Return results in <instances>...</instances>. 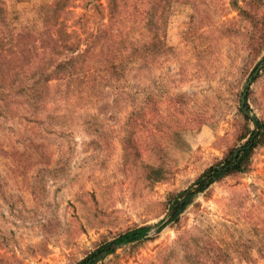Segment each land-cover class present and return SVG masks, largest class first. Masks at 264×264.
<instances>
[{
  "label": "rangeland",
  "instance_id": "1",
  "mask_svg": "<svg viewBox=\"0 0 264 264\" xmlns=\"http://www.w3.org/2000/svg\"><path fill=\"white\" fill-rule=\"evenodd\" d=\"M4 1L23 28L54 0ZM141 4L112 18L109 0H74L71 40L106 28L109 56L101 43L74 81L36 64L0 89V264H77L143 225L96 264H264V144L167 221L175 194L264 128V0H162L157 31L130 19Z\"/></svg>",
  "mask_w": 264,
  "mask_h": 264
},
{
  "label": "trees",
  "instance_id": "2",
  "mask_svg": "<svg viewBox=\"0 0 264 264\" xmlns=\"http://www.w3.org/2000/svg\"><path fill=\"white\" fill-rule=\"evenodd\" d=\"M73 1L54 0L40 4L35 10L32 26L18 28L6 2L0 0V89L2 92L10 93L12 89L19 88L20 71L27 66L39 64V70L45 81L51 78L74 81L79 78L81 72L87 70H83L82 62L87 60L98 45L102 43V55L109 56V32L106 28H100L99 32L91 34L93 40L83 50H79V43L71 40L72 36L67 30L65 19ZM119 1H124L125 7L128 6L129 0H109L112 18L120 10ZM171 1L166 0L167 3ZM142 3L144 6L139 5L131 13L130 19H138L139 23L142 19L141 26L157 31L158 23L161 21L165 23L167 18L165 11L160 8L162 0H142ZM40 60L41 62L38 63ZM103 69L107 70V67L102 65L99 72L95 68L94 74L98 76ZM2 112L4 111H0ZM126 132L133 131L127 129ZM247 133L249 136L243 143L232 147L222 159L208 167L193 185L173 196L169 203V220L167 221L179 219L193 197L205 191L214 182L249 168L255 148L264 144V128L257 127L250 131L245 127L241 138ZM167 221L164 224L168 223ZM150 229L148 225L128 229L114 240L91 251L77 264H96L102 257L113 253L117 244L135 243L145 239Z\"/></svg>",
  "mask_w": 264,
  "mask_h": 264
},
{
  "label": "water",
  "instance_id": "3",
  "mask_svg": "<svg viewBox=\"0 0 264 264\" xmlns=\"http://www.w3.org/2000/svg\"><path fill=\"white\" fill-rule=\"evenodd\" d=\"M258 73V72H257ZM256 75V74H255ZM252 81V78L250 79V82Z\"/></svg>",
  "mask_w": 264,
  "mask_h": 264
}]
</instances>
